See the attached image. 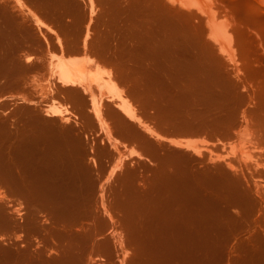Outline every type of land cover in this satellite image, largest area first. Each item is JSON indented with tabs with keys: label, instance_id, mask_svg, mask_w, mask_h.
<instances>
[{
	"label": "bare ground",
	"instance_id": "bare-ground-1",
	"mask_svg": "<svg viewBox=\"0 0 264 264\" xmlns=\"http://www.w3.org/2000/svg\"><path fill=\"white\" fill-rule=\"evenodd\" d=\"M30 1L36 4L43 17L54 16L60 22L69 15V21H64L60 29H65L68 26L66 23L78 22L86 8V0ZM103 1L108 15L127 16L129 19L150 17V23L145 21L146 25L147 22L150 24L147 27L150 29V38L147 39L152 42L150 48L152 45L154 53L163 52L153 56L156 58L151 64L154 67L148 70L162 65L166 71L167 88L153 82L150 83L152 89L150 86V90H146V87L142 89L141 85L148 81V70L145 69L148 66L143 61L142 65L138 63L135 67L137 73L141 72L139 69L142 67L144 70L142 75L136 77V92L144 100L147 99L144 102L140 100L142 105L137 104L138 107L129 99L125 89L119 86L114 78V70L101 68V60L116 64L117 61L120 63L118 58L129 60L133 54L128 49L132 48L128 47L127 52L119 54L109 53L103 48L104 38L102 44L98 40L102 48L99 45L97 51L93 39L89 40L90 28L83 38L84 46H81L84 48L77 47L73 40L70 45H65L66 41L57 35L61 51L51 54V59L48 57L50 71H47L51 74L49 78L46 72L43 75L48 80L51 78V81L40 84L42 90L37 93L41 95L40 100L23 95L16 101L10 91L24 86L30 93L33 89L30 87V90V85L25 84L26 76L41 65L43 69L46 67L44 57L39 55V47L36 46L43 41L48 47L51 45L50 36L48 32L46 35L43 26L55 28L36 12L30 11L33 15L29 18V12L25 9L27 1L0 0V90L9 92L5 96L4 93L0 95V104H15L12 107L7 105L9 108L6 109L0 108V191L3 189L0 192V230L7 228L11 234L12 230L18 232L16 229L20 228L23 240L17 237L21 245L12 238L0 243L4 251H0V255L4 254L0 264H83L85 247L92 248L85 254L90 252L87 257L89 261L93 253H99L100 247L111 243L109 249L105 248L110 250L114 240L101 233L104 228H109V222L117 224L116 216L111 213L112 206L108 207V200L116 194V187L113 188L114 193V190L111 191L116 181L111 184V189L108 179L106 183L102 181L98 185L102 175L100 172L105 169L102 167L104 161H99L98 157L109 151L106 143L110 142L116 149L119 146L115 135L114 142H117L112 140L114 128L112 130L108 117L116 120V129L124 138L134 140L143 147V151H131L140 157V161H132L131 172L142 171L143 164L154 166L157 170L153 178V181L156 178L157 181H152L149 187L145 179L139 180L137 175L136 180L128 177L130 171L122 154L116 167L113 165V169L119 168L120 173L117 192L124 210L120 214L132 227L135 240L147 250L150 248L146 245L150 243L158 249V253L167 251L171 258L174 254L182 256L180 263L179 259V262L174 260V255V263L168 256L165 259L166 254H160L162 258L159 264H220L232 258H242L239 252L243 249L238 252L232 247L226 248L227 240L232 237L227 238L237 227L241 229L244 224L246 228L248 225L251 227L253 222L248 216L258 207L264 209V185H261L264 182L255 181L253 186L244 168L240 163H235L236 159L249 161L247 166L251 169L249 163L252 160L258 162L251 145L254 137L243 140L239 149L230 141L231 147L228 149L224 137H233L234 127L240 121L235 102L230 101L240 84L246 85L247 80H258L254 85L264 97V82L259 80L264 77V10L255 8L251 11L254 16L248 17V9L252 10L251 0H221L232 16L246 20H240L241 24L234 23L236 18L232 22L228 15L230 12L215 0ZM89 7L92 18L97 10L95 0H89ZM162 8L168 11L165 21L158 20L162 19ZM249 22L251 26L254 22L253 28H249ZM145 33L148 34V31ZM145 41L149 44L148 40ZM90 42L96 55L89 51ZM237 44L246 55L256 52L258 56L253 58L252 54L245 60L241 56V61ZM141 57L143 55L140 56L142 60ZM119 65L122 62L116 68ZM151 72L154 73L153 70ZM120 73L118 70L117 74ZM233 74L241 82L233 78ZM39 80L41 82L42 79ZM178 82H191L194 88L184 92L170 89ZM148 104L153 109L152 113H148L149 116L152 114L149 122L143 117ZM19 116L24 118L21 123ZM243 118L248 120L246 116ZM150 121H154V125ZM88 124H98L109 136V141L107 135L102 138L99 143L102 144L101 148L95 146L97 140H94V136L90 141L86 131ZM261 131L264 136V128ZM188 132H192V135L193 132H204L205 135H195L197 138L183 136L182 133ZM206 133L213 141L207 138ZM198 138L200 141L202 139L201 144ZM209 143L214 146L211 147ZM220 144L228 150L221 151ZM90 151L94 155H90ZM255 167H264V164L256 163ZM257 172L264 173L258 169ZM114 200L113 203H116ZM14 203V208L16 205L18 208L12 209ZM101 205L103 214L100 213ZM134 216L135 220L130 225ZM88 217H92L90 219H94V222L85 226L84 220ZM100 223V227L105 223L108 225L100 228ZM247 238L242 239L246 241L244 246L241 244L244 248L246 245L251 251L259 249L258 243L264 239V228L259 226L252 230ZM123 240L120 241L122 244ZM96 248L99 249L93 252ZM146 249V252H150Z\"/></svg>",
	"mask_w": 264,
	"mask_h": 264
},
{
	"label": "rangeland",
	"instance_id": "rangeland-1",
	"mask_svg": "<svg viewBox=\"0 0 264 264\" xmlns=\"http://www.w3.org/2000/svg\"><path fill=\"white\" fill-rule=\"evenodd\" d=\"M25 2L27 3V8L25 7V9L27 10V12H29L28 13L29 18H32V15H33L31 12H36L48 24H50L53 28H55L56 31L51 29V28H49V27H47V26H43V29H44L45 33L48 32V35L50 36L49 40L51 41V45L48 47V45L43 41V42H40L41 44L36 42L37 43L36 46L39 47V51H38L40 53L39 55H42V58L44 57V65L47 68L45 67L44 69H46V70L44 71V69H43V67H41L42 66L41 65L36 71H33V73L30 72L26 76V79H25L26 83L25 84L26 85L28 84V86L30 85L28 88L31 87L33 89V90H31V88H30V90L32 92L30 90H28V91H30V93L27 92V90L25 89L24 86H22L24 88L20 87L19 89L17 88V89H14V90L10 91V93L13 94L16 97L15 98L16 101L19 100L21 97H23V95L24 96L29 95V96L33 97L34 99L40 100L39 96H41V95L37 94V93H39L40 90H42L41 89L42 86H40V84L42 85V84L47 83V81H51V78L49 80L47 79L50 76L49 74H51V73L48 72V71H50V69H49V66H47V65H49V63H50L49 60L51 59V57H49V56H51V54H57V53H59L61 51L60 44L57 42L58 41L57 35L61 36V38H63V41H66V43L64 42L65 45H70L71 44L70 41L73 40V43H76L77 47H79L81 45L84 46V43H83L84 39H85L84 37H85L86 33L88 32V28H90L91 29V33H90L91 37L89 36V40L93 39L92 42H93V46L95 47L94 48L92 46V42H90L91 43V47H89V48H91L92 51L90 49H89V51L91 52V54H95L96 55V52H95L94 49L97 48L96 50L98 51L100 48H102V45H100L99 42L101 41V44H102L104 38L106 39V41L103 43V46H104L103 48H105V50L107 52H109V53H112V54L117 53V54H119L121 52H127V48L128 47L132 48V49H128L133 54L129 60H127L126 58H118V60H120V63H119V61H117L118 64H121V62H122L123 67H122V65L121 66L119 65L120 67L116 68V65L118 66V64L113 63V62H109V61H106V60H101L102 61L101 68H104V69L106 68L107 70H111L112 69V71L114 70V72L116 73V76H117V77L115 76L114 78L117 79V82L119 83V86H121V87H123V89H125L124 91L128 94V97H130L129 99H131L132 103H134V105H135V103H136V105L137 104L142 105V103H139V102H140V100L142 102L144 99L142 98V96L138 95L137 92H136V84H137L136 83V77L142 75V72L144 70H143V67H142V68L139 69L141 72L137 73L135 71V67H136V65H138V63H140L142 65L141 62L144 61V62H146V65L148 66V68H145V69L148 70L149 68L154 67L151 64H152V62L154 60H156V58H153V56L156 55V54H159V53L163 54L162 51H158L157 53H154L152 51V49H151L152 45H151V48H150V44L152 42H151L150 39H147V38H150L149 37L150 36V31H149L150 29H147L148 25H150L149 24L150 23L149 20H151L150 17H148L149 19H147L144 16H142L140 19H136L135 17L134 18L131 17L132 19L131 18L129 19L127 16H122V18H121L120 16H115L114 14L108 15V13L106 12V9H105L106 3L103 0H95L96 6H97V10H96V12H94V14H93V16L91 18V14L89 12V10H90L89 0H86L88 5L85 2V7L86 8H85L84 14H82L79 17V21L78 22L75 21V22H72V23L71 22L66 23V24H68V26L65 29L62 28L63 29L62 30L60 28L63 27L62 25H64V21H69V20H67L69 15L65 16L64 18H62L63 21L59 22V20H55L54 16H51V17L46 16L47 18L45 16L43 17V14L37 8V6H36V4L34 2H32L30 0L29 1L25 0ZM215 2L218 3L219 5L221 4L220 6L223 9H225L228 12H230V10L227 9L226 5L221 3V0H215ZM251 2H252L251 3L252 10H251V8L248 9V11L250 12V14L248 12V15H247L248 17L250 15L254 16V13L251 12V11H254L255 8L259 7L260 9L264 10V0H251ZM28 6H30V7H28ZM33 8H34V10H33ZM160 12L162 13V15H160L161 16L160 18H162V19L158 18V20L159 21H165L167 19V14H168L167 9L162 8V10ZM228 15H229L230 20L232 22L235 20V18H236V21L237 20H239V21L240 20L241 21L244 20V19L240 18L239 16H236V17L232 16L231 12ZM143 17H144L145 20L144 19L142 20ZM141 20L144 22V25H143V22ZM146 20L149 22V23L147 22V25H146V22H145ZM236 21H234V23H241L242 24L241 21L240 22H236ZM244 21H246V20H244ZM250 23L251 22H249V24H247V25L250 26L249 28H253L254 27V25H253L254 22L252 23V26L250 25ZM243 24H246V22H244ZM255 24H257V23H255ZM249 28L247 27V29H249ZM147 31H148V34L145 33ZM39 34L41 35V33H39ZM46 35H47V33H46ZM143 37H145V38H143ZM98 40H100V41L98 42ZM145 40H148V42L150 40L149 44L145 43L146 42ZM119 41L120 42L122 41V42L119 43ZM89 44H88V46H90ZM145 44H146V46H145ZM147 44H148V46H147ZM236 47H237V51H239V54H240V55H238L239 56L238 58L240 60H241L242 57H244V58H242V60H245V58L251 57L252 54L254 56V57L252 56L253 58H255L256 55L258 56V54L256 52H250V53H248L246 55V53H244L241 49H239L238 44L236 45ZM82 48H84V47H82ZM82 48H79V49L82 50ZM92 48H94V49H92ZM41 52H43V53H41ZM45 55H46V59H45ZM142 55H143V57L145 56L144 60H143V57H141L142 60L140 59V56H142ZM161 56L162 55H160V57ZM46 60H47V62H45ZM103 65H104V67H103ZM121 68H123V69H121ZM118 70H119V73L121 72L122 74L121 73L117 74ZM122 70L123 71L125 70V72H124L125 74L123 73ZM152 70L154 71L153 74L151 72ZM126 71H127V73H126ZM44 72H46L45 75L47 74L46 75V77L48 76L47 78L45 77V75H43ZM147 72H148V74L146 75V79L148 81L146 82L147 84H142L141 85L142 89H144L146 87V90H150L149 86L152 89V86L150 85V83H153V82H154V84H157L159 86H160V84H162V85H164L167 88V86H166L167 79L165 77L166 71L162 67V65H158V67L153 68L151 70H148ZM163 73H164V75H163ZM30 74H34V75H30ZM29 75L31 76L32 79L29 77ZM233 75H234L233 78H235L237 81L241 82V80L235 74H233ZM35 76H37L38 79H36L37 77L34 78ZM44 77L47 80H45ZM39 79H42L41 80L42 83L40 82ZM29 80L34 81V83H32V81L30 82ZM43 80H45V82ZM259 80H263V82H264V77L263 78L260 77ZM257 81L256 80H254V81L252 80V82H251L250 80H247V84L246 85H241L240 84V87H238V89H239L238 92H236L235 94L232 95L233 99H231L230 101L231 102H235L236 109H237V115H238V118H239L240 121H239V124L234 127V131L235 132L233 131L234 133H232V136L234 134L235 135L233 137H231V138L230 137L229 138L228 137L227 138L224 137L226 145L228 144V146H229V144L231 142V145H233V144L235 146L238 145L236 147L237 149H239V147L241 146V142L243 140H248V138H252V136L254 137L253 138V142L251 143V145H253L252 150L255 153L258 162L255 161V160H252V163H249V165L252 166V168L250 167L251 169H249L248 166H247L248 165L247 163L249 161L238 160V159L235 160L236 164L240 163V165L244 168V171L249 176L250 181H251L253 186H255V181L261 182V183L264 182V173L262 174V173L257 172V169L264 171V167H258V168L255 167L256 163L264 164V136L262 135V131H261L262 128H264V97L261 94H259V92L257 91V89H256V87L254 85V82L256 83ZM34 88H36V89H34ZM193 88H194V86L191 85V82H178L176 85L174 83L172 88H170V89H175V90H178L180 92H184V91H191ZM23 90L25 92L29 93V94H26L25 92H23ZM126 93H125V96H127ZM1 94H3L5 96V94L6 95L9 94V92L5 93V90H4V92L2 90H0V95ZM36 94H37V96H36ZM149 94L151 95V91H149ZM145 100H147V99H145ZM2 104L4 105L5 103H1L0 104L1 105L0 106L1 109H3V108L6 109L5 107H8L9 105H10L9 107H12V105L15 106V104L12 103V104H7L8 106L5 104L6 106L4 105L2 107ZM146 106H147L146 108H148V109H145L146 110V114L144 112L143 117H144V119L146 118L145 120H147L149 122L148 119H150V116H152L151 110L153 111V109L150 108V106H151L150 104H148ZM137 107H138V105H137ZM147 110H148V112H147ZM149 112H151L150 116L148 114ZM140 114L142 115L143 113H140ZM146 115H148V117H146ZM243 116H246V118L248 120L245 121ZM241 119H242V121H241ZM18 120L21 123L22 121H24V118L22 116L21 117L19 116ZM150 120H152V119H150ZM108 121H109L110 126L112 127V130L114 128V131H112L114 133H111L112 140L114 142L115 139L113 138V136L115 135L116 136V140L119 143V144H117V143L116 144L119 145L120 147L119 146L117 147V145L115 144L116 147H117V149H116L113 144L110 145V142H109V144L106 143L107 146L109 145L108 147H110V148H108V150H109L108 152L112 153V151H113V153L110 154V153L106 152V154H103L100 157L97 156L98 160L99 161H104V163H105L104 165H106V166H104V165L102 166L103 169L104 168L105 169L104 170L101 169V171L102 170L103 171L100 172V174H102V175L100 176V179H99L100 181H98V185L101 184L102 181L104 183H106L105 180L108 179L107 181H108V184L110 185V189H111V187L113 186L111 184H113L114 181H116V183H117V184L114 183L115 185L111 189V191L114 190V191H112V193H114L115 189H116V194L114 193L111 196L112 200L110 199L112 201V203H111L110 200H108L110 202V206H108V207L112 206V210L113 211H111V213L116 216V217L115 216L114 217L116 219V223L117 224L114 225L113 223L109 222V226H107L109 228H104V227H106V225H108L106 223H105V226H101L100 227V225L102 223L104 225V222H105L104 220H102L104 222L99 224L100 228H104L103 231L101 230L102 233L100 232L101 235H106L107 237H109V239H111L112 241L114 240V241L112 242V247H110V250H106L105 248H108L109 247L108 245H111V243L106 244L107 246L104 245V247L103 246L100 247V249L98 248L99 250L97 248L94 249L93 252H95V250H98L99 253L97 251H96L95 254L93 253L94 257H93V254H92V259H91L93 262L91 260L90 261L92 262V264H155V263L159 264L160 263V259L162 258V257L160 258V254H163V255L166 254V258H165V256H164V258L167 259V256H168L167 255L168 254L167 251H165L164 253H161V252L158 253V249L153 248L154 245L152 246V244L149 243V245H146V246H148L150 248V249H148V250H150V252H146L144 250V248L146 249L147 247L143 248V245L135 240V236L133 234L134 231H132V227H130L128 225V223H126V219L121 215L124 212V210L120 206V203H121L120 196H119V193L117 192L118 189H119L118 188L119 186L117 187V185H118L117 181L120 180V173L118 174L119 168L118 169L115 168V169H117L116 171H115V169H113V165H115L114 167H116V164L120 160V159L118 160V158H120V156L122 154L123 158L125 156V159H126V163L127 164H125V165L128 166V169H129L128 171H130V173H129L130 175L128 177L132 178V179H135V176L137 175V177L138 176L140 177V178L138 177L139 180L141 179L143 181V179H145L144 182H146L147 185L149 184V187H150V184H152L153 182L157 181V178H156L155 181H153L154 180L153 178H155V176L157 174V170L154 168V166H149L147 164L145 166V164H143V166H142L143 168L141 167L142 171L140 169H138L137 172H135V173L131 172L130 169L133 167V163L135 161L136 162L140 161V157H138V155L135 152H131V151H132V149H140V150H142L143 147L139 143H136V141H134V140H130V139L124 138V136L122 134H120V132L116 129V120L114 118L108 117ZM150 122H152V121H150ZM153 122H152V124L154 125ZM86 131L89 133L90 141H92V137L94 136V140L95 141L97 140L95 146H98L99 148H101L102 144H99V143L102 140V138H106V135H107V133L105 134L106 131L104 130V132H103V129L98 124H88ZM197 133H199V132H195V133L193 132V135H192V132H188V134L187 133L186 134L182 133V134H183V136L186 135V137H192V138H197L199 136L200 137L201 136L204 137V135H205L204 132L199 133L200 135L199 134L197 135ZM182 134H181V136H182ZM206 136H207L208 139L213 141V138L212 139L209 138L210 136H208L207 133H206ZM214 139H216V138L214 137ZM107 140L109 141V136H108ZM117 141H115V142H117ZM199 141L200 140L198 138V142ZM201 141H202V139H201ZM201 141L199 142V144L202 143ZM228 141H230V142L228 143ZM216 142L220 143L218 141H216ZM97 144H99V145H97ZM209 144H210V146L212 145V143H209ZM221 145L222 144H220V147H221ZM231 145L228 147V149L231 147ZM213 146L214 145H212L211 147H213ZM225 148H227V147H225ZM225 148L221 147L220 150L222 151V149H223V152H226L228 149H225ZM220 150H218V151H220ZM224 150H226V151H224ZM121 151H123V152L125 151L124 152L125 155L123 153H121ZM90 155H94L92 151H90ZM90 160H91V158H90ZM132 161H134V162H132ZM110 171H112V172H110ZM110 173H111V176H110ZM253 173H254V175H253ZM112 174H113V176H112ZM101 177H102V180H101ZM148 181L149 182L151 181V183H149ZM261 185H264V184L262 183ZM261 185H260V187H262ZM1 188L2 187H0V189ZM113 188H115V189H113ZM262 190L264 191V188ZM1 191H3V189ZM4 192H5V190H4ZM4 192H2V194ZM151 193H152V191H151ZM113 196L116 197L115 200H114ZM113 200H114V202L116 201V203H113ZM98 203L101 204L100 201ZM16 204H17V202H16ZM107 204L109 205V203H107ZM17 205H16V208H18V206H19V205L18 206ZM14 206H15V203L12 206V209H16V208H14ZM102 207L103 206L101 205L100 211H101V209L103 210ZM100 213L103 214V211H101ZM90 218H92V217H90ZM90 218L88 217L87 219H89L91 221H89V220H87L85 218V220H86V221L84 220V225L85 226H87L90 222H91V224H92V222H94V219L92 220ZM248 219H250L253 222V225L251 227H248L249 226L248 225L247 228H246V225L244 224V225L241 226L243 229L242 228L240 229V228L237 227L238 231H237V228H235L236 230L235 231L233 230L232 234L228 235L227 239H229L230 236L232 237L229 240H227V241H229V243L226 242V246H227L226 248L227 249L232 247L236 251L238 250V252L243 249L244 251L242 250L241 253L239 252V254L240 255L242 254L243 257L242 258L241 257L232 258L231 260L222 262L223 264H249V262H250V264H264V239H261L259 241V243H258V245H259L258 248L259 249H255V250H252V251L250 249H247L246 245H245V248H244L243 246H244V243L246 241H242V239H244V240L248 239L247 237H249L251 235L252 230L255 231L256 228H258L259 226L264 228V209L263 208L261 209V208L258 207L256 210H254L248 216ZM133 220H135V216L130 220V225L133 222ZM85 222H86V224H85ZM97 224H98V222H97ZM6 229L7 228H4L3 230L1 229L0 233H2V234H3V232L5 233ZM8 230L9 229H7V232L5 234H3L4 237H3L2 234H0L1 235L0 237L2 238V239H0V241H2L0 243H3L6 240L9 241L12 238L13 240L15 239V242L17 241L21 245V243H20L21 241L18 240V239L19 238L21 239V237H22V236L20 237L21 234L19 233L22 230L20 228L16 229L18 232H15V231L12 232L13 230L12 231L10 230L11 232L10 231L9 232L11 234L8 233ZM1 231H3V232H1ZM119 231L121 233H119ZM18 233H19V235H18ZM118 234H120V235H118ZM234 234H236V235L234 236ZM114 236H115V238H114ZM17 237H18V239H17ZM116 239H117V241H116ZM119 239H121V240L124 239L123 240V244L120 242L121 240L119 241ZM240 239H241V243H239ZM15 242H13V244ZM18 243H15V245H17ZM19 244H18V246H19ZM237 245H238V247L236 249L235 247ZM239 245H241V247ZM0 248H1V246H0ZM85 248H84L85 251L83 250L84 252H83V255H82L83 256V262H84L83 264H87V262L89 261L87 257H88L90 252H88L87 255H85V254H86V251H88L90 248H88V247H87V249H85ZM101 248H104V249H102V251H101ZM140 248H142L144 251L142 249H140ZM245 249H246V252H245ZM0 251H1V253H4L3 248H1ZM144 252H145V254H144ZM142 253L144 255H146L145 258H143L144 255ZM154 253H156V254H154ZM235 253H237V252H235ZM141 254L143 255V257H141L142 256ZM102 255H103L104 259L102 258ZM171 255H173V254H171ZM174 255H175V258L173 257ZM174 255L172 256V258H171V256H168V257H170L172 261H173V258H174L175 261H178V259L180 258L181 255L180 256H179V254H174ZM177 256H179V257H177ZM105 258H107V259H105ZM147 258H148V260H146ZM170 258H168V259L170 260ZM181 258H182V256H181ZM251 258H252V260H251ZM86 260H87V262H86ZM106 260H109V261L107 262ZM179 260H180V263H181L182 259H179ZM90 261L88 263L91 264ZM153 261L154 262L156 261V262L154 263ZM166 262H168V260ZM222 263L220 262V264H222ZM193 264H196V263L193 262Z\"/></svg>",
	"mask_w": 264,
	"mask_h": 264
},
{
	"label": "crops",
	"instance_id": "crops-1",
	"mask_svg": "<svg viewBox=\"0 0 264 264\" xmlns=\"http://www.w3.org/2000/svg\"><path fill=\"white\" fill-rule=\"evenodd\" d=\"M1 255H2V254H1ZM1 255H0V256H1ZM3 257H4V256L2 255V256L0 257V260H1Z\"/></svg>",
	"mask_w": 264,
	"mask_h": 264
}]
</instances>
